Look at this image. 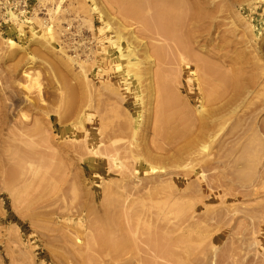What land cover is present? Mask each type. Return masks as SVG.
Listing matches in <instances>:
<instances>
[{
  "label": "rangeland",
  "instance_id": "obj_1",
  "mask_svg": "<svg viewBox=\"0 0 264 264\" xmlns=\"http://www.w3.org/2000/svg\"><path fill=\"white\" fill-rule=\"evenodd\" d=\"M219 1L223 10L206 45L211 52L192 45L232 80L218 101L231 161L218 184L220 171H200L204 163L195 167L198 180L190 166L126 174L131 160L119 167L103 154L77 153L78 112L105 97L95 62L108 31L100 13L114 27L127 24L113 0H0V264H87L91 201L102 211L108 187L123 185L128 197L120 205L128 206L161 183L159 223L177 242L180 264H264V0L208 3ZM81 64L92 79L86 98ZM239 78L252 85L236 96ZM19 154L50 156L49 181L22 174Z\"/></svg>",
  "mask_w": 264,
  "mask_h": 264
},
{
  "label": "bare ground",
  "instance_id": "obj_2",
  "mask_svg": "<svg viewBox=\"0 0 264 264\" xmlns=\"http://www.w3.org/2000/svg\"><path fill=\"white\" fill-rule=\"evenodd\" d=\"M201 1L113 0L127 24L138 25V32L126 31L125 22L114 27L112 19L100 13L108 31L95 62L105 97L100 101L90 97L91 103L78 112L72 130L83 141L76 148L82 159L87 153L103 154L111 164L120 163L119 167L131 160L126 174H140L145 166L153 171L185 165L190 166L188 174L198 180L200 172L195 167L204 163L200 171L214 166L220 171L217 183L224 180L231 161L224 154L223 107L218 101L232 80L218 61L196 54L192 47L195 44L211 52L206 45L223 6L222 1L215 7L208 0ZM9 15L15 16L13 12ZM218 48L214 52L221 60L222 46ZM80 66L86 98L92 79L88 68ZM240 81L235 79L236 96L252 85V81L246 86ZM165 150L167 154L161 152ZM19 155L16 167L22 174L41 175L42 181H49L50 156ZM157 185L128 206L120 205V197H128L120 191L123 185L117 190L108 187L104 210L99 211L95 200L91 201L87 264H102L106 259L111 264H162L164 258L174 263L177 258L180 264L177 242L159 223L163 211ZM47 186L54 191L59 188Z\"/></svg>",
  "mask_w": 264,
  "mask_h": 264
}]
</instances>
